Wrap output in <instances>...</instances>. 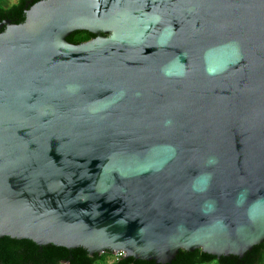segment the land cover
Masks as SVG:
<instances>
[{
	"label": "water",
	"instance_id": "obj_1",
	"mask_svg": "<svg viewBox=\"0 0 264 264\" xmlns=\"http://www.w3.org/2000/svg\"><path fill=\"white\" fill-rule=\"evenodd\" d=\"M4 237L158 264L262 244L264 0H41L0 21Z\"/></svg>",
	"mask_w": 264,
	"mask_h": 264
},
{
	"label": "trees",
	"instance_id": "obj_2",
	"mask_svg": "<svg viewBox=\"0 0 264 264\" xmlns=\"http://www.w3.org/2000/svg\"><path fill=\"white\" fill-rule=\"evenodd\" d=\"M20 0V2L12 7L4 8L0 4V21L10 19L13 23H23L26 18L27 5L29 7L41 0ZM86 35L93 39L95 35L87 31H78L73 33L68 40L71 43H83L78 40V36ZM111 254L106 252L102 255H90L87 249H67L55 245L39 246L31 240H17L10 237L0 239V264H98L104 255ZM113 254V253H112ZM218 264H264V242L255 246L244 257L228 256L218 258L216 256L206 254L202 250L189 252L181 250L174 261L170 264H209L212 262ZM116 264H158L156 261L138 260L133 257L123 258Z\"/></svg>",
	"mask_w": 264,
	"mask_h": 264
},
{
	"label": "rangeland",
	"instance_id": "obj_3",
	"mask_svg": "<svg viewBox=\"0 0 264 264\" xmlns=\"http://www.w3.org/2000/svg\"><path fill=\"white\" fill-rule=\"evenodd\" d=\"M19 2H20V0H0V4L4 8L12 7V6L18 4ZM77 39L80 40V41H82L83 43L84 42H88V41L91 40L86 35L78 36ZM116 263H117V260L114 257V254H112V253L111 254L104 255L103 258L100 261H98V264H116ZM209 264H218V263L215 261V262H212V263H209Z\"/></svg>",
	"mask_w": 264,
	"mask_h": 264
},
{
	"label": "built area",
	"instance_id": "obj_4",
	"mask_svg": "<svg viewBox=\"0 0 264 264\" xmlns=\"http://www.w3.org/2000/svg\"><path fill=\"white\" fill-rule=\"evenodd\" d=\"M126 253L123 251L117 252L114 254V257L116 258L117 261H120L121 258H125ZM60 264H68V263H60Z\"/></svg>",
	"mask_w": 264,
	"mask_h": 264
},
{
	"label": "flooded vegetation",
	"instance_id": "obj_5",
	"mask_svg": "<svg viewBox=\"0 0 264 264\" xmlns=\"http://www.w3.org/2000/svg\"><path fill=\"white\" fill-rule=\"evenodd\" d=\"M32 1H33V0H29L28 2L30 3V2H32ZM94 38H95V37H94ZM94 38H93V39H94ZM91 40H92V39H91Z\"/></svg>",
	"mask_w": 264,
	"mask_h": 264
}]
</instances>
